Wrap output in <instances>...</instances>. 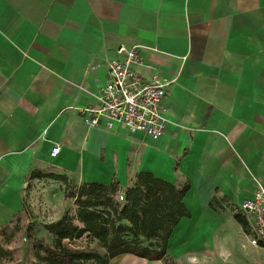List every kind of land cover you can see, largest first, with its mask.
<instances>
[{
  "label": "crops",
  "instance_id": "crops-1",
  "mask_svg": "<svg viewBox=\"0 0 264 264\" xmlns=\"http://www.w3.org/2000/svg\"><path fill=\"white\" fill-rule=\"evenodd\" d=\"M121 44L138 47L144 81L171 82L158 140L105 118L91 127L82 111ZM140 172L189 186L170 264L225 259L231 243L214 242L228 223L247 237L234 216L247 218L240 205L264 183V0H0V227L26 203L62 218L65 185L50 175L125 194ZM247 245L241 263L264 259V245ZM108 264L167 263L124 254Z\"/></svg>",
  "mask_w": 264,
  "mask_h": 264
},
{
  "label": "trees",
  "instance_id": "trees-1",
  "mask_svg": "<svg viewBox=\"0 0 264 264\" xmlns=\"http://www.w3.org/2000/svg\"><path fill=\"white\" fill-rule=\"evenodd\" d=\"M50 178L67 186L64 176L50 175ZM188 189V185L177 188L151 173L140 172L134 185L126 189L125 201L119 203L114 198L119 190L117 183H83L73 194L75 219L81 226L64 213L53 227L55 246L51 248L39 239L33 240V246L45 254L49 264H108L124 254L170 264L166 253L168 238L182 217H190L182 203ZM234 220L248 234L247 219L237 214ZM84 234L97 240L102 254L71 250L62 243Z\"/></svg>",
  "mask_w": 264,
  "mask_h": 264
},
{
  "label": "built area",
  "instance_id": "built-area-1",
  "mask_svg": "<svg viewBox=\"0 0 264 264\" xmlns=\"http://www.w3.org/2000/svg\"><path fill=\"white\" fill-rule=\"evenodd\" d=\"M115 54L118 59L106 62L108 82L101 89L96 103L82 111L89 116L88 124L97 126L101 118L106 126L116 122L126 126L131 132L142 133L152 140H158L165 132L167 119L164 117V99L166 88L171 83L160 74L153 75L150 81H144L134 70L139 65L137 46L119 45ZM60 154V147L54 146L50 158ZM116 200L125 201L123 192H117ZM253 230V238L248 242L253 246L264 245V183L254 191L252 197L240 205ZM246 218V219H247Z\"/></svg>",
  "mask_w": 264,
  "mask_h": 264
},
{
  "label": "rangeland",
  "instance_id": "rangeland-1",
  "mask_svg": "<svg viewBox=\"0 0 264 264\" xmlns=\"http://www.w3.org/2000/svg\"><path fill=\"white\" fill-rule=\"evenodd\" d=\"M74 193L75 190L73 188L68 187V185L65 186L64 202L67 206L65 213L74 219V224L81 226L75 219L76 206L73 198ZM37 204L38 209L32 210V207L26 203L27 211L24 212V215L22 214L9 224L0 227V264H49L45 259V254L42 251L35 250L33 240L39 239L45 245L53 248L55 246V237L52 231L58 216L50 214L51 211H43L39 205L40 203ZM230 210L233 214H236L233 208H230ZM248 218L250 217L248 216ZM247 232V237L243 236L242 233L240 234L237 226L228 223L223 228V231L217 232L214 243H231L230 255L225 257V259L222 257L210 258L211 261L199 257L198 261H193L192 264H243L237 252L244 250L241 245H247L249 243L248 240L253 238V230L249 222ZM203 234L202 230H197L189 243H199L198 239ZM29 235H31V238ZM226 237L227 241H223ZM62 243L66 248L71 250L92 251L98 254H102L103 252L97 240L91 238L89 234L64 239ZM247 247L248 249L250 248L248 245ZM253 262L254 264H260L261 262L264 264V259L260 256H253Z\"/></svg>",
  "mask_w": 264,
  "mask_h": 264
}]
</instances>
